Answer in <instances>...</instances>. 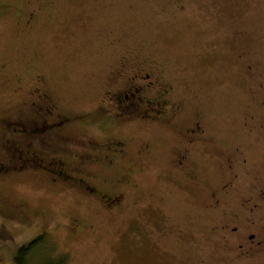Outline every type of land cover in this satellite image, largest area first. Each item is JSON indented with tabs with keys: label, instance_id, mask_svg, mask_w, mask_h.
<instances>
[{
	"label": "rangeland",
	"instance_id": "obj_1",
	"mask_svg": "<svg viewBox=\"0 0 264 264\" xmlns=\"http://www.w3.org/2000/svg\"><path fill=\"white\" fill-rule=\"evenodd\" d=\"M127 56L159 66L161 83L175 88L183 108L171 123H99ZM44 95L52 111L79 118L58 129L44 119ZM0 120V169H9L0 171V264H15L18 249L43 232L65 264H264L263 252L240 259L238 244L225 249L206 209L237 148L250 161L239 193L255 184L263 160L264 0H184L183 8L174 0H0ZM34 120L53 130L13 134ZM195 122L214 143L178 165L177 132ZM114 137L129 139L123 158L80 168L123 192L117 208L13 156L30 146L54 157L58 143L70 161L94 151L90 140Z\"/></svg>",
	"mask_w": 264,
	"mask_h": 264
},
{
	"label": "flooded vegetation",
	"instance_id": "obj_2",
	"mask_svg": "<svg viewBox=\"0 0 264 264\" xmlns=\"http://www.w3.org/2000/svg\"><path fill=\"white\" fill-rule=\"evenodd\" d=\"M174 3L179 4L181 8L184 7V0H174ZM161 77L159 66H156L154 70L153 67L147 69L136 58H129L127 56L124 61L122 59L115 77L111 79L115 81L118 88L109 91L105 97V105L101 106L103 118L99 123H102L103 126L112 123L114 120L129 124L138 122L143 125L148 123L167 125L171 123L180 115L183 103L176 100L175 88L173 86L166 87L161 83ZM119 80L123 82L122 87L117 83ZM44 96L47 101L45 107L46 114L49 113V116L44 119L52 120L49 123L62 120L63 123L74 121L73 117L63 116L62 112L52 111L54 107L48 104V101L52 103L50 97L47 100V96ZM30 121L28 120L27 122ZM2 122L3 120H0L1 124ZM32 122H35V120ZM262 122V127H260L262 132H258L264 136V120ZM39 123L41 122L31 123V128H14L12 129L13 134L18 137L26 134L39 137L36 134L37 131L34 130V126ZM202 125H205V123L195 122L194 125L182 128L177 132L178 136L181 135L178 137L181 140V144L176 147L174 152L178 165L189 163L192 155L196 154L197 147L210 143L207 138V128ZM249 130L253 131H248L250 135L257 134V131H254L255 127H251ZM213 143L214 140L211 139L210 144ZM89 144L93 145V152L76 154L77 157L75 159L71 157V159L75 162L86 164L101 162L112 165L126 154L129 139L126 137H114L107 138L100 143L90 140ZM148 146V144L142 145L140 152L142 153ZM211 146L214 147V145ZM236 151L234 155L238 159L229 158L228 168L223 170V177L218 184L211 187L206 186L210 190L209 199L213 201L212 204L206 205V209L208 208L207 210L212 220L211 230L216 235L222 236L223 239H220L223 241L225 249H227V246H231V244H238L236 246L243 250V253L239 254L240 259L246 257L247 259H258L262 252L264 253V155L261 164L256 166L257 175L254 176L255 184L251 188H245L244 192L239 193L238 183L240 179L249 175L250 161L248 158L242 156L239 148ZM238 160L241 164H237ZM23 162L26 167L21 166L22 168H33L30 162L25 160ZM242 165L247 168H242ZM5 170L8 171L9 169ZM79 172L84 173L87 178L81 177L77 180L71 178L70 181H79L78 184L84 189L86 194L99 198L110 208L122 206V191L103 188L96 181L93 174L80 170ZM57 179L61 182H69L61 178ZM58 180L55 182H58ZM193 180L195 183H199L197 177ZM239 196L240 199L237 203L232 204V201L229 202V198H237ZM201 262L205 263V260L203 259ZM207 262L208 264H215L216 259H214V262L210 259ZM218 264H222V262Z\"/></svg>",
	"mask_w": 264,
	"mask_h": 264
},
{
	"label": "trees",
	"instance_id": "obj_3",
	"mask_svg": "<svg viewBox=\"0 0 264 264\" xmlns=\"http://www.w3.org/2000/svg\"><path fill=\"white\" fill-rule=\"evenodd\" d=\"M75 118L79 117L76 116ZM58 123V129H62L63 125L66 127L69 124L67 122L63 123V120L58 121ZM16 129H19V127H17ZM34 130L37 131L36 134H38V136L40 137L42 135L46 136V133L52 131L53 129L51 124L48 127L46 123L41 122L34 126ZM49 146H51V144H49ZM52 146L54 147L53 150H56V154L54 155V157L46 151L43 152L42 156H40L39 150H31L30 146L29 148H22L21 150H19L18 147H15L13 156L22 158V160L30 162L33 167L34 165H36V168H42L47 172L55 175L56 178H61L65 181H70L71 178H74L76 180L80 179L81 177L87 178L84 173L79 172L80 170L86 173H90L88 170L80 168L81 166L87 165L86 163H72V159H70L69 161V159L64 156L66 154L65 151H62L61 154V146L58 147V143H55ZM0 171H4V169L1 168ZM37 257H40V264H65L67 258L66 256H56L55 246L51 243V236L45 232L37 235V237L21 246L14 257V262L15 264H34Z\"/></svg>",
	"mask_w": 264,
	"mask_h": 264
}]
</instances>
